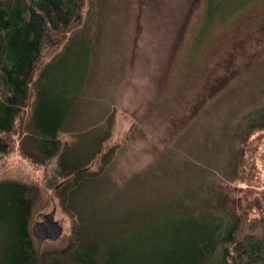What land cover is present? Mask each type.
Returning a JSON list of instances; mask_svg holds the SVG:
<instances>
[{
	"label": "trees",
	"instance_id": "1",
	"mask_svg": "<svg viewBox=\"0 0 264 264\" xmlns=\"http://www.w3.org/2000/svg\"><path fill=\"white\" fill-rule=\"evenodd\" d=\"M84 5L0 0V157L14 147L35 164L56 157L54 189L71 219L65 243L42 246L40 264H264V189L252 196L246 160L256 146L251 135L264 129V103L226 120L213 151L192 159L177 188L157 202L131 193L115 202V146L106 144L115 108L104 115L81 109L82 58L46 88L60 49L33 80L45 53L68 46ZM39 192L36 183L0 179V264H37L29 219Z\"/></svg>",
	"mask_w": 264,
	"mask_h": 264
},
{
	"label": "rangeland",
	"instance_id": "2",
	"mask_svg": "<svg viewBox=\"0 0 264 264\" xmlns=\"http://www.w3.org/2000/svg\"><path fill=\"white\" fill-rule=\"evenodd\" d=\"M83 13L68 46L45 53L33 80L60 49L46 88L82 58L81 109L115 108L106 144L115 146L111 176L118 187L109 194L115 202L130 193L157 202L177 188L192 159L213 151L226 120L264 103V0H85ZM33 97L31 89L25 113ZM251 138L256 146L246 160L256 196L264 189V129ZM55 168L56 157L35 164L16 147L0 157V179L40 188L30 228L40 212L56 208L62 233L44 248L63 245L71 225L55 193Z\"/></svg>",
	"mask_w": 264,
	"mask_h": 264
},
{
	"label": "water",
	"instance_id": "3",
	"mask_svg": "<svg viewBox=\"0 0 264 264\" xmlns=\"http://www.w3.org/2000/svg\"><path fill=\"white\" fill-rule=\"evenodd\" d=\"M55 210L56 208L53 206L50 211L40 212L38 214L40 219L35 220L30 228L36 243L37 264H40L41 261L40 251L43 242L45 240H56L62 233V225L59 220L54 218Z\"/></svg>",
	"mask_w": 264,
	"mask_h": 264
},
{
	"label": "bare ground",
	"instance_id": "4",
	"mask_svg": "<svg viewBox=\"0 0 264 264\" xmlns=\"http://www.w3.org/2000/svg\"><path fill=\"white\" fill-rule=\"evenodd\" d=\"M34 76V75H33ZM43 213H45V212H43ZM40 218V217H39Z\"/></svg>",
	"mask_w": 264,
	"mask_h": 264
}]
</instances>
